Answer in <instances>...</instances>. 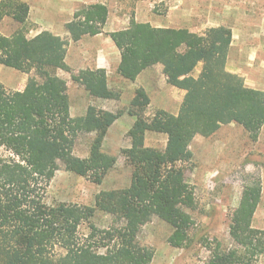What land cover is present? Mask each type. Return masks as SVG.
<instances>
[{
    "label": "trees",
    "instance_id": "trees-1",
    "mask_svg": "<svg viewBox=\"0 0 264 264\" xmlns=\"http://www.w3.org/2000/svg\"><path fill=\"white\" fill-rule=\"evenodd\" d=\"M30 5L23 0H0V22L10 17L21 24L10 35L0 33V63L23 72L36 70L22 89L9 90L0 82V264H151L155 251L137 237L142 223L153 215L173 227L169 242L184 247L194 224L187 208L195 204L183 163L192 159L191 143L197 135L215 134L223 125L238 123L252 140L264 126V91L249 87L242 76L227 69V50L233 40L230 28L212 27L200 39L185 28L155 26L135 19L110 36L121 51L119 73L135 81L147 68L162 64L171 84L186 89L179 113L158 109L151 117L144 110L151 98L136 89L130 114L136 116L129 130L131 146L123 149L132 166L131 185L102 191L94 206L48 204L47 186L59 163L81 176L101 182L118 156L103 150L114 113L90 105L84 117L71 115L66 80L58 69L71 71L61 37L42 30L28 36ZM109 8L104 3L84 6L66 24L71 38L104 32ZM203 61L198 77L193 76ZM90 94L118 98L108 84L105 68L73 74ZM96 135L87 157L74 153L79 134ZM148 131L165 133L166 148L146 144ZM262 180L248 174L240 203L230 223L233 245L219 241L206 244L210 254L204 264H254L264 256V229L253 225L262 199ZM112 214L117 224L100 229L91 223L96 211ZM89 222L84 239L80 227ZM65 249L60 255L50 251ZM105 248V251H101Z\"/></svg>",
    "mask_w": 264,
    "mask_h": 264
},
{
    "label": "rangeland",
    "instance_id": "rangeland-1",
    "mask_svg": "<svg viewBox=\"0 0 264 264\" xmlns=\"http://www.w3.org/2000/svg\"><path fill=\"white\" fill-rule=\"evenodd\" d=\"M25 2L30 5L28 1ZM33 3L36 5L35 18H39L43 4H46L45 10L58 9L59 5V2L43 0ZM106 3L113 28H127L131 20L135 19L139 23L149 22L155 26L185 28L204 39L210 28L228 27L233 32V40L227 50V69L242 76L244 80L246 77L243 73L255 77L264 74V0H107ZM84 6L87 4L79 6L75 12ZM48 19L54 24L59 18L53 16ZM34 20L29 15L26 25L29 37L36 36L42 30L51 31ZM14 22L8 18L2 20L0 33L10 35L21 27V24ZM55 29H59V26H55ZM54 34L61 37L67 55L73 41L70 33ZM71 68V71L58 69L57 74L66 80L63 90L70 97L73 117H84L90 105L121 113L110 126L103 142V150L118 156V161L101 182L95 181L91 176L78 175L68 170L64 163H59L55 176L47 186L46 201L51 205L67 203L82 207L94 206L100 192L131 185L133 168L127 162L123 149L131 146L129 130L135 123L136 116L130 114L129 110L138 87H133L131 82L134 81L125 80L126 78L119 80L120 73L114 70L110 73V88L119 97H94L80 81L73 78V74L90 67ZM202 68L203 61H200L193 76L198 77ZM31 77L39 78L36 70L23 72L0 63V82L9 90L22 89ZM158 82L159 89L152 82L149 95L151 103L144 110L146 117H151L158 109L180 111L187 93L184 89L183 96L182 88L171 84L165 72L164 76L160 74ZM245 84L247 85L246 82ZM169 101L171 104L168 106ZM261 132L259 139L254 141L242 125L230 123L223 125L212 136L197 135L194 138L190 146L193 157L183 163L186 179L195 196L194 207L187 208L194 219L190 240L184 247H174L169 242L173 232L171 224L157 215L146 218L137 239L141 244L154 249L151 264H204L210 254L206 247L208 242L216 240L224 247L232 246L231 218L240 203L248 174H255L262 180V199L254 215L253 225L264 229V130ZM95 135L96 132L90 129L81 132L76 140L74 153L87 157ZM167 142L168 136L165 133L148 131L146 134L148 146L163 150ZM0 152L9 154L3 148ZM91 223L104 229L118 222L109 212L98 209ZM79 232L85 239L91 233L90 223H83ZM101 251H105V248ZM50 252L60 255L65 249L58 245ZM254 264H264V256Z\"/></svg>",
    "mask_w": 264,
    "mask_h": 264
},
{
    "label": "crops",
    "instance_id": "crops-1",
    "mask_svg": "<svg viewBox=\"0 0 264 264\" xmlns=\"http://www.w3.org/2000/svg\"><path fill=\"white\" fill-rule=\"evenodd\" d=\"M30 3V17L35 19L43 25V28L50 29L56 34L66 35L69 32L66 29V24L73 19L75 10L83 4H95L104 3L107 4V0H43L51 2H59L58 9L55 10H45L46 4H43V10L38 15L39 18H35L34 10L36 5L33 3L37 0H23ZM58 17L59 19L52 24L48 18ZM11 19L10 17H6ZM4 18V19H6ZM3 19V20H4ZM14 22V20H12ZM15 23V22H14ZM55 26H59V29H55ZM125 28H113L110 22V11L107 22L104 27L105 33H99L97 35H85L80 40H73L68 48L66 55V62L69 66L73 68H88L97 69L105 68L107 70L108 82L110 85V73L112 71H118L119 64L121 62V51L113 41L112 37L106 32L110 33L116 30H121ZM164 66L162 64L153 65L145 69L139 77L134 81L133 87H143L147 93L150 95V90L152 82L157 85L159 89V77L160 74L164 76L163 72ZM245 76V82L249 87L260 89L264 91V74L260 76H250L247 73H243ZM119 80L125 79L121 74L118 76ZM127 80V79H125ZM132 87V86H131ZM182 95H185V90L181 89ZM183 96L182 99L183 100ZM181 103V102H180ZM171 101L167 103L169 106ZM169 108V107H168ZM165 109V108H164ZM169 111V110H167ZM177 114L176 111H171ZM264 130V126L262 131ZM262 133V132H261Z\"/></svg>",
    "mask_w": 264,
    "mask_h": 264
}]
</instances>
